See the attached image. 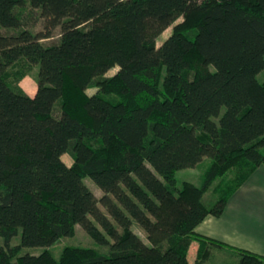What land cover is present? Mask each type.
Returning a JSON list of instances; mask_svg holds the SVG:
<instances>
[{"label": "trees", "instance_id": "1", "mask_svg": "<svg viewBox=\"0 0 264 264\" xmlns=\"http://www.w3.org/2000/svg\"><path fill=\"white\" fill-rule=\"evenodd\" d=\"M263 70L264 0H0V264H190L194 242L195 264L213 248L264 264L196 232L264 164ZM205 158L201 185L178 187ZM77 225L109 251L57 258L49 247Z\"/></svg>", "mask_w": 264, "mask_h": 264}, {"label": "crops", "instance_id": "2", "mask_svg": "<svg viewBox=\"0 0 264 264\" xmlns=\"http://www.w3.org/2000/svg\"><path fill=\"white\" fill-rule=\"evenodd\" d=\"M36 91L37 86L28 94L34 96ZM196 232L264 256V164L233 194L224 213L219 217L207 216ZM215 254L212 250L210 259ZM230 258L238 264L235 253H230Z\"/></svg>", "mask_w": 264, "mask_h": 264}, {"label": "rangeland", "instance_id": "3", "mask_svg": "<svg viewBox=\"0 0 264 264\" xmlns=\"http://www.w3.org/2000/svg\"><path fill=\"white\" fill-rule=\"evenodd\" d=\"M40 12L38 10L34 11L32 17H30L29 20V27L35 31L39 32L44 28V19L40 17ZM173 32V26L166 29L164 32H162L159 35H156V41L158 46H160ZM60 35V29L58 28L55 31V38L58 39ZM118 71V68L112 69L108 76H113ZM39 75V66H34L31 69V72L25 76L21 81L20 85L23 87V89L28 93H33L34 88L37 86V77ZM258 78L260 81H264V70L260 72L258 75ZM97 91V89L91 88L88 89V92L90 94H93ZM225 109H223L222 112H224ZM64 159L66 162L71 164L73 162V158L70 154H65ZM211 162L210 158H205L203 162H201L197 167L195 168H187L178 171L177 173V179H178V187H181L183 182L190 181L196 185H201L203 180V174L205 169L209 166ZM233 174L229 173L228 177H231ZM86 183L89 185V187L95 192V194L101 198L103 195L102 190L93 182V180L90 177H87L85 179ZM220 179H218L213 187L210 189L209 192H207L204 196V200L208 204H213L217 200V195L215 192V186L219 183ZM134 230L146 241L148 242V239L145 235V233L135 225ZM21 234L14 237L12 239L11 244L12 245H18L21 243ZM0 242L3 243V239L0 236ZM68 245H75V246H84V247H93V248H99L100 250L104 252H108L109 248L100 246L96 241L91 237L90 234H88L84 228L80 225L76 226V232L71 237H65L62 238L58 243L54 244L53 246L49 247L51 252L58 258L60 257L61 253L63 252L64 248ZM197 248L198 244L193 243L190 249V264H195L196 257H197ZM44 250L43 247H24L22 249V254H35L38 255ZM213 252H216L214 258L208 260L204 264H235L234 260L230 258V253H232L229 249H220V248H213Z\"/></svg>", "mask_w": 264, "mask_h": 264}]
</instances>
